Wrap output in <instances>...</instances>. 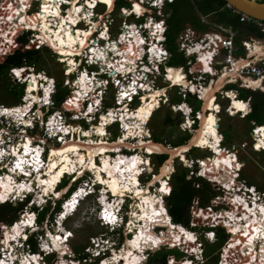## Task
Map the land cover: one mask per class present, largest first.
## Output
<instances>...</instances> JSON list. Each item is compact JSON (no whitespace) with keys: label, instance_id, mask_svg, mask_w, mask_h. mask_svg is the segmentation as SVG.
Listing matches in <instances>:
<instances>
[{"label":"rangeland","instance_id":"rangeland-1","mask_svg":"<svg viewBox=\"0 0 264 264\" xmlns=\"http://www.w3.org/2000/svg\"><path fill=\"white\" fill-rule=\"evenodd\" d=\"M54 1L55 0H26V2L28 3V10H27L28 19L31 21L30 22V24H31L30 28H35V25L40 23V20H41V17H42V14L44 11L45 12H51V10L53 8H55V6L60 7L62 16H65V14L68 11V9H66V8H70V5L66 6V7L64 6L65 8L61 7L59 4H55V6H54ZM81 1H82L81 6L78 7L79 12H85L86 13V9H87L86 3L88 2V0L86 2H84V0H80L79 2H81ZM113 1L111 4H113ZM193 1L194 0H192V2ZM87 4H90V3H87ZM118 4L127 6V1L126 2H118ZM193 5H192L193 10H194L193 12L186 11V15H184L183 12H182V14H183L185 20L187 22H189L192 26L201 29L204 25H202L199 22V16H198L199 12L195 8L196 7L195 3H193ZM87 10H90V9L88 8ZM189 10H191V8ZM220 12H221V14L222 13H224L226 15L228 14L226 10H222ZM90 13H93V12H90ZM15 16L12 15L10 17V19H13V18L18 19L20 17H24L26 19L25 13H23V12L17 13V14H15ZM91 17H92V15H91ZM24 18H22V19L20 18V19L23 20ZM93 21L95 22L94 19H93ZM219 21L221 22V20H219ZM87 22H89V21L86 20V18H84L82 23H77V25L80 27L86 26V29L88 30L89 28L86 24ZM96 23H98V20ZM77 25L75 26V28L77 27ZM101 25L98 26L99 32H98L97 36H94L96 38L98 37V35L100 33V29H103V27H101ZM4 27L5 26L2 25V26H0V29H3ZM12 27H15L14 24H12ZM76 31L81 32V34H82V32L84 30L77 28ZM16 32L24 33L22 31H15V32L11 33L10 36L5 37L6 38V44L9 40V38ZM72 32H75V31H73V28H72ZM110 32H111V34H116L117 33L116 28L113 27L110 30ZM59 33H62V32H59ZM70 33L71 32H69V34ZM24 34H26V38L29 35V33H27V32ZM57 34H58V32H57ZM261 34H264V33H261ZM86 35H85V37H86ZM113 41H115V40H113ZM92 42L93 41H91L92 45H95L97 43L96 41L93 43ZM108 42H112V41H108ZM112 43L114 45H117L115 42H112ZM5 45L3 47H1V51L3 50ZM89 47H90V45H89ZM88 48H85L81 51L78 48H75L73 50L72 54H70L69 56L74 55L75 51H77V52L80 51V53H83V55H85L84 53H86V54L88 53ZM94 48H95L94 51H92V48L90 49V52H93V54L91 55L92 58L94 57V53L97 54V50H100V51H98V54L103 53V50H101L100 48H96V47H94ZM40 50H41V52H40V55L38 56V60H36V62H30V63L24 62V64H26L30 67H33L37 73L41 72L40 74L53 77L55 79V84H56V82H58L59 86H60V89L58 90L56 95L57 94L60 95V92H61V95L65 96L66 98L69 99L72 96V93H74L76 95L80 94L79 89L78 90H72V92L69 91L70 88H73V85L74 86L76 85L75 84L76 81H77V86H80L82 89L87 88L85 85V83H87L86 82L87 76L85 73L91 74L92 72H94L95 71L94 69H96V65L98 66L97 63H96V65H91L88 68L90 70H84V66H81L77 70L69 71L71 69L73 70V68H68V67H72L71 64L68 63L69 66L64 69V67L61 68L60 63H58V61L62 62L61 61L62 58H61V55L59 53H56V56L59 59H57L58 61H55L54 60L55 56L52 53V50L50 49V47H45V48L42 47ZM56 51L61 52L60 50H56ZM127 57H131V56H127ZM79 60H80V58L77 60V62ZM89 60H90L89 58H85V61L87 62V66H89V63H88ZM70 61H72V60H70ZM184 61H185V59L182 57V55L180 53H178V52L174 53L173 52V56L170 59L169 64L185 65ZM82 63H85V62H82ZM81 69L83 71H81V73H80ZM97 69H98V73H97V76H98L99 72H101V68L97 67ZM170 69H173V68H170ZM8 70L9 69H7V72H8ZM175 70H178V69H175ZM178 71H179L180 75L183 77L180 70H178ZM7 72L3 77L0 78V104H4L3 107H11V106L17 105V106H15L16 108L11 107V110H15L20 106L21 101L20 100L16 101L15 96L10 92V88H16L17 90H19L20 85H19L18 81L16 82L14 80L15 78L14 79L11 78ZM168 72H169V69H168ZM105 73L106 72L104 71L101 74H105ZM15 74L17 76H19V78L24 76V73L22 75H19L17 72H15ZM93 74H91L92 76L90 75L89 77L92 78ZM109 74H110V72H109ZM77 75H80L81 77L76 78ZM180 75L178 74L177 76L182 79V77H180ZM188 76H190V75H188ZM204 76H207V74H205ZM219 76H221V73H219L217 76H214V79L211 81V83L207 84V86H210V85H214V83H215V86H213L209 90V95H207V93H206V89H205L207 87L206 85L203 89H201V95L204 99L203 103H206L207 101H209L211 104L209 107L207 106L208 108L206 110V116L212 118V120H213L212 125L215 129L217 128V124H215L216 117H215L214 111L217 112L219 106L217 104L214 105V102L211 98V95H213L218 90V88L223 84L222 79H221V84H220V81L216 83V80ZM183 79H184V77H183ZM68 82H69V84L67 85ZM72 83H73V85L71 87ZM25 85L29 86V88H31L34 92H35V87L38 88L37 84L35 82H31V81L25 83ZM83 91H85V90H83ZM180 92L181 91H179L178 88L171 90L167 96L169 98L168 104L165 105L162 103L161 107L158 106L155 110L153 109L154 110L153 113L151 112L152 115L150 114V115H146L144 117V121L150 117L147 126L149 129L148 132L150 133L151 140L154 143L162 144V147L166 148V150L160 151V152L165 153L167 155V158L159 166H158L157 159L154 158L153 155L155 153H157V154H160V153H158L156 151V152L146 154V153H144L145 151L141 147L142 146L141 144L146 143V141L143 140V136L146 134V132L142 133V136H141V134L139 136V132L133 131L131 133V136L132 137L138 136V137L133 139L131 142H129V139H127L128 138L127 133H129L128 131L125 130L124 132H120L118 123L114 122V123L110 124V122L115 121L113 119H117L119 117L118 115L120 113L118 111L119 108H117V107L111 108V109H113L111 114H107L106 116L102 115L101 119H100V123L96 127H91L90 125L88 126L87 125L88 123L86 124L84 121L80 122L81 124L72 122V125H74V127L80 125V127L73 130V131L76 130V131L80 132V134L76 133V135L74 136L73 139L74 140L76 139V141H77V139H81L82 142H85V145L89 144L91 142H94L96 140H100V139H102V140L107 139L108 142H110V143H114L118 140H122L120 142V145H118V147L122 148V152H124V150H127L129 152V151H131V149L133 147L138 146L139 148L137 150V154H139V156H142L144 158L145 162H146V159L148 158L147 162H149L150 164L148 166L147 165L146 166L145 165L140 166L138 171H136L134 178L137 181V175L141 171L142 174L139 176V179H140V183L142 185V189L149 190L148 196L157 195L156 198L158 201V203H157V201L155 200L156 198L154 196L149 201L148 205L150 206V209L148 211V214L151 213L152 211L154 212V210H157L158 208L164 211L162 205L160 204L162 202L165 203L164 196L162 197V195L164 194L163 190H166L167 186L168 187L171 186V183H172L171 176H172L173 172H175L177 170V168H178V170L180 168L187 169L186 177H188L187 179L193 180V182H194L193 185L195 186V188H197V187L201 188L202 184H203V182H200V181L196 182L195 179H197L198 177L203 178L204 181L209 183L208 187H207V192H213V195H212V197H210L208 194V196L211 199L208 202V204L206 203L207 205L206 204L201 205L200 201L199 202H196V201L192 202V206L190 208V215H191L190 217H191L192 222L196 223V224H193V226L200 229V230L203 229L204 231L209 229V228H212V227H210L212 225V223H219V226L215 229V233H216V235H218V233L216 231L218 228H221L222 232L220 233V235L222 236V234H223V238L221 240V237L218 235L220 239L218 238L219 239L218 240L215 237V240L212 241V240L205 238L206 235H205L204 231H201V232L199 230L192 231V233L194 234V237H195V235L198 236L196 242L194 243L195 246H196V243H199V245L202 246V252L204 254L203 258H199V262L197 264H214V259L212 261H211V259L213 257H216V255L218 256V254H217L218 250H216V252H214V253H211L209 248L211 245L216 244L219 241H223L225 238L226 232L229 233L228 238H230V240H229V242L231 244L230 246H234V248L237 251V253H235L232 257H237L239 260H241L238 262V264H240V263L259 264V261H260L259 257L264 256L263 255L264 254V239L258 240L256 238V240H255L256 242L251 240V238L249 240V236H250L249 234L250 233H248V232L245 233V232H243V229H242L240 232V239L242 241L241 240L234 241L233 240L234 238L231 237L232 231L230 230V226L225 220L224 216H226V214L224 215V213H225L224 211H233V212L227 214L228 215L227 219L230 220V222L232 221V218L234 216H236V218H239L238 217L239 215L234 213V210H236V208L233 207L232 203H230V202H232L231 197L237 193H239V194L242 193L243 196H245L247 194V193L244 194L243 188H241V183L243 180H245L249 184L255 185L256 189L263 191V193H264V149L260 150V151H255L254 149H252V147L249 144L251 141L250 136H249V131H250V127H251L250 122L248 121L246 116L241 117L237 113L230 115L224 108L225 105L227 104L225 101H221L222 108L220 109V112L217 113V115H216L220 118L219 127H218V129H216L217 132H215L214 134H208L206 136L201 137L198 133V129L200 127V122H201V120H199L197 129H196L197 131L192 132L193 133L192 138L191 139L189 138L190 140L188 139L189 140L188 143L189 142H191V143L189 145H187L188 143H186V141H184L182 145L175 147L174 146V142H175L174 140H177L181 136L183 138H186L187 135L190 133V131H183L179 127L180 122H183V120H184L183 114H182L183 104L193 105L196 102L194 96L189 94V95H186V97H182L181 95H179ZM97 93L99 94V97H102V102H105V104H107L108 106H111L114 104V102H113V90L112 89H107L106 92L104 90L99 89ZM83 94H84V92H83ZM68 96H70V97H68ZM29 97H33V92H32V95H31V93H28V95H26V98H29ZM188 97L190 99H188ZM254 98H258L259 101H262V99H264V93L262 94V93H260V91H256V92H254ZM182 102H186V103H183L181 108L176 107V109H172V107H171L172 104H174V103L178 104V103H182ZM203 103H201L200 110H202V107H203L202 104ZM61 106L62 105H56V108H58L59 111L61 109L62 111H64L66 113V115H67L66 123H67L69 120H72L71 119L72 115H71V113L66 112V110L63 108V106L62 107ZM245 106H246V104H245ZM209 108H210V111H209ZM11 110H8V111H11ZM125 110L126 109H124V111ZM186 110H187V108H186ZM236 111H239V110H234V112H236ZM126 112H127V110H126ZM201 113H202V111H201ZM127 114L128 113H126V114L123 113L122 115H127ZM166 116H170V118L172 120H170V122L167 125H164L163 119ZM261 119H262L261 121H264L263 116H261ZM133 123L134 122L132 119H130V120L125 119V121H122L121 125L123 124L124 128L129 127V128L136 129L139 125H138V123L137 124H133ZM216 123H217V121H216ZM108 124H110V125H108ZM105 125H108V126L105 128ZM140 125L143 127V125H144L143 121L140 123ZM42 128L43 127L39 122V125L36 128H34L33 130L29 131L28 133L32 137H34L35 140L37 139L39 141L41 139H38L37 136L41 133ZM100 129L103 131H105V129L107 130L106 134L103 135L104 137L101 136V134L98 132ZM144 131H147V129ZM0 132H1V134L3 133L2 131H0ZM97 132L100 135V137H98V138H96V136H95V135H98V134H96ZM153 134H157L159 136V141L153 140V138H152ZM194 134L197 135L196 138L194 137ZM263 135H264V133L262 134L261 139L257 141V144L262 146V147H264V136ZM81 136H85V138L82 139ZM118 136H119V138H118ZM189 136H190V134H189ZM220 139H221L222 145L227 150H229V146H231L232 144H235L236 146H238L243 142H247L246 148H244V149L239 148L238 149L237 158L239 161L243 162L244 165L242 166L241 170L239 171L238 180H235V182L232 181L233 182L232 187H231L232 191H230V192H229V189L224 190V187H223L224 184H226V185L230 184V182L228 180H225V178H227V173H225V171L219 170V173H218L217 169L215 168V170L212 171L211 173H208L205 175H202V173H201V170H202L201 163H203L204 160L208 161V160H210V158L211 159L213 158V153L206 148H211L215 152L218 153V151H220L219 150L220 146L218 144V141ZM128 143H132V144H129V146H127ZM193 144H198V146L203 148V150L194 149V150L188 151L187 153H183V152L179 151L180 153L177 152V153H174L173 155H171L170 152H168V150H170V149H175V148H179V147L183 148V147H185V145H186V147L189 148ZM47 146L49 148H52L55 146L59 147L60 144L54 140V141L47 142ZM118 147H115L111 150V151L115 150L113 153L110 150L96 149L98 151H96L95 154L96 155L99 154L101 156L99 158H96V160H95L96 155L93 156V159L91 160L92 164L90 166H87V164H86L87 159L90 158V154H89L90 152H87L86 149H80L81 155H83L84 159H85L84 162H79L77 160L76 155H74V147H68L65 149L61 148L60 152H59V150H56L55 155L57 157L55 158V155L50 156L49 171L44 172V175L49 174L50 176L47 178L44 176L45 180H42L43 183H45V185L47 186L45 189L46 192H50L53 189V186L56 185L57 181L60 179V177L62 176V174L64 172H74V171H77L79 169V167L82 170L86 169V168L92 170L95 180L100 181L101 184L106 185L108 187L112 186L114 189V186H115L114 179L106 178L108 176L106 173H104L106 171L105 168L108 166L113 171H116L117 175L121 172V170H119L118 168L117 169L112 168L111 164H108L106 166V164L102 163L101 160L104 161V159L110 157V160L112 162H114L113 160L116 157H118L119 155H121V153H122L119 151ZM52 151L53 150H51L50 153ZM108 151H110L109 153H111V154L107 155ZM117 152L119 154H116ZM221 152H223V151H221ZM28 153H31V151L25 149V155H27ZM137 154H133V155H137ZM28 155H30V154H28ZM123 156L125 158L129 157V155H126V154ZM25 158L26 157H24V159ZM197 158H199V159H197ZM217 158L218 159L220 158L219 160H224V161H227L229 163L235 161V158L233 155L226 156V154H225L223 157L218 156ZM33 160H34V158H32V161H30V163L32 165L34 164ZM166 161H170V163H171V168H170L169 174L161 176L162 178L159 177V179H154V178H156L154 176L159 174L160 168L162 167V165H164V163ZM224 166L227 167V165H224ZM238 166H240V163L238 164ZM38 167L39 166L37 164L35 166V168H38ZM52 167H56V168H54L53 170H50ZM227 169H228V167H227ZM2 172H3V170H0V175H3ZM40 175L41 174L38 173L37 178H39ZM64 178L67 179L66 177H64ZM30 179L32 180V178H30ZM48 179H50V180H48ZM87 179L90 182L92 181V179H89V178H87ZM152 179H154L153 182H152ZM80 182L81 181L77 182V180H73V177H72L69 179L66 186L60 188L59 192L55 193L53 195L52 202H51L50 208H49V212L46 215V218L44 219V221L41 224L39 223V227H40V225H43L47 228V230H50L53 233H55V229H53V226H55V224H56V221H55L56 212H54V211H57V210H55V205L53 203V200L54 199L56 200V196H59L65 190V188L67 190L69 187V190L67 192V193H69L75 187H77L80 184ZM166 182H167V184H166ZM23 183H22V185H25ZM62 183H63V181H62ZM102 190H104V189H102ZM116 190H117L116 195H119V196H117V199L119 201L124 200L123 214L125 213L124 210L127 209V212L129 213L128 216H130L131 212L134 209H138L137 205L140 202V198L135 197L134 194H131V195L126 194L125 195V194H123L122 191L118 190L117 188H116ZM123 195H125V196H123ZM247 195H249V194H247ZM23 201H24V199H23L22 195L11 198V204H13V205L18 204L17 202H23ZM58 201H61V200H58ZM241 201H242V198H241ZM5 203H9V201L5 202ZM238 204L241 205L242 213L243 214L245 213L246 218H249L250 212H251L249 210V208H244L243 204H241L240 202H238ZM96 205H97L96 198H94V196H88L84 199V201L80 202V206L78 207L75 215L74 214L69 215L65 219H62V221H64V222L61 225L59 224L60 221L57 222L58 224H56L57 225L56 229L60 228V226H61V227H64L65 229L70 230V237H68V240L66 242V240H64L65 238L63 237L64 234L57 232V235L59 233V235H58L59 240H57L59 250H63L64 248H65V250H64L63 254L58 253V254H61V257H59L57 255L50 256L51 257L50 262H52L54 264H59V262H62V263L65 262V264H70L71 259H69V258L66 259V256L64 255L65 252L71 251L69 253V256H68L70 258H79L82 254L86 253L87 248H89L90 238L92 236H99L100 234L105 233L106 230H105V227L101 224V222L99 220V218H100L99 217V211H97ZM51 211L53 212V218L51 217V214H50ZM195 211H198V215H197V213H195ZM148 214H147V216H149ZM19 215L23 216L25 214H22V212H20V210H19L17 212V216L14 218L15 221L17 220ZM48 216L50 217V219H48ZM145 219L146 218H144L143 221ZM252 219H254V218H252ZM257 220H258V217H255V219L252 220V222L249 225H252V223L257 224ZM261 222L262 223L264 222V218L261 220ZM224 224L227 225L228 227H226ZM216 225H218V224H216ZM157 228H159V227L157 226ZM175 228L178 231H180V229H181L180 227H175ZM241 228L242 227L240 226L237 229L240 230ZM255 228L257 229V226H255ZM170 229L171 230H168V233L161 234V235L158 234V237L160 240L159 246L158 247L153 246L154 250L149 249V252H148L149 256L154 255L153 257H157V256L159 257L161 255H158V252L162 251V252H165V256H166L165 260L167 261V258L169 257V255L171 253H174L176 256L179 255L180 259H183L184 257L188 256L191 253V251H189V250L185 251V249H183L181 246L178 245V244L181 245L184 243V241H183L184 238L181 235L182 233L178 234L177 233L178 231H175L172 228H170ZM7 230L14 232V226L10 227V228L8 227ZM122 233H121V239L119 237V241L121 242L120 245L122 244L121 247L123 248L125 246V237L127 239L129 237V234H126L124 231H122ZM158 233H160V231H158ZM131 234H132L131 237H133V233H131ZM7 235L11 236V233H9ZM232 235H233V233H232ZM174 238H176V240H174ZM157 239H155L154 242L150 246L157 244L156 243ZM179 239L182 241L178 242L177 240H179ZM44 241H45V238H43V242ZM176 241L178 243H176ZM64 242L67 243V246H64ZM236 242L239 244H245V246L241 247V249H240L241 252H239L240 247H239V245L235 244ZM176 244H177V248L171 247V245H176ZM246 244H248V245H246ZM183 246H184V248H187L185 243ZM256 246H257V249L255 250ZM66 247H68V249ZM178 248H181V250H179ZM176 249H178L180 253ZM205 253H206V255H205ZM149 256L147 257L146 260H142L143 263L141 261L138 264H155L153 261H151L149 259ZM33 257H34V260L36 262H39L38 258H35V256H33ZM79 259L82 260V258H79ZM140 259H141V257H140ZM226 259L230 260V258H226ZM137 262H138V260H136L134 263L136 264ZM167 263H168V261H167ZM0 264H5V263L3 261H1ZM193 264H195V263L193 262ZM228 264H231V263L229 262Z\"/></svg>","mask_w":264,"mask_h":264},{"label":"built area","instance_id":"built-area-1","mask_svg":"<svg viewBox=\"0 0 264 264\" xmlns=\"http://www.w3.org/2000/svg\"><path fill=\"white\" fill-rule=\"evenodd\" d=\"M1 1V0H0ZM72 0H56V3L59 4L61 7L69 6V3ZM87 0H84L86 2ZM127 6H120L119 10L122 14V23L119 27V29L116 28L115 25L112 24V21L107 22L105 20V12L100 13L101 10H109L107 3L97 0L95 2V5L93 7H90L89 9L91 12H93L92 17L90 18L89 22H93V19L95 22H97V26H100L101 24L103 27L108 28V35L106 38L102 37V40H110L112 42H115L118 45V48L112 49L111 47L106 46H100L98 43L95 45L91 44V41L94 39L96 42L100 41L99 37H93L94 33L88 36V39L90 42V47H96L103 50V53L113 55V63L112 64H106V68L108 70L112 69V73L109 77L99 79L97 83L99 84V88H105L110 81H113V85L115 86L114 93V102L116 103L115 107L119 108V112L126 109L128 112L133 113L134 111H137V108L144 102L150 100V93L158 90L160 91L159 95L156 96V103L155 108L159 105L168 104L169 98L167 97L169 92L173 89H179L180 94L182 97H186V95H192L194 96L195 100L199 101L200 104L203 103L204 99L201 95V89L205 87V85L210 84L211 81L214 79V76H217L219 73L222 74V72L227 73H234L235 79L232 80L228 75L226 82L223 86L220 87L213 95L212 100L214 102V105H218V111H214L216 121L215 124L219 125V119H217L218 116L217 113L220 112V109L222 108L221 101H225L227 104L225 105V110L230 114V109L232 107L231 102L235 98L237 100L244 101L246 104L245 111H236L235 114H239L241 117H245V115L248 113L251 97L241 98L239 96V88H244L251 91H259L264 89V57L259 58L258 60H249L245 56L241 55L240 48L234 43V36L236 34V31L230 30L225 27H220L219 30H209L203 33L197 32L194 28L190 26H186L179 34L177 38V48L179 53L183 54L186 58L184 61L185 65L177 64V65H171L169 64L170 59L172 58L171 54L166 49V46L162 43H157L158 39H165L166 38V31H167V21L166 18L169 16V12L167 9V6L169 3H172L174 0H126ZM117 3V0L113 1V6L111 9H114L115 5ZM81 4H77L76 7H80ZM84 6V5H83ZM139 10L137 9V7ZM64 7V8H65ZM224 10L229 11V13L233 16L238 17V20L240 22L250 24L254 28H256L260 33H264V19L255 18L253 16H250L246 13L241 12L238 8L233 6L232 4L225 2L222 7ZM69 9V8H66ZM88 9V8H87ZM98 10V11H97ZM148 13L147 16L144 17L145 13ZM85 13V12H84ZM68 14V11L65 15ZM80 17H83V15L80 14ZM144 17V19H142ZM84 20L81 19L79 23H82ZM102 20H105V24H103ZM89 22H87L88 28L90 27ZM199 22L201 24L206 25L209 21L207 19L206 15H201L199 17ZM84 23V22H83ZM110 25V26H109ZM115 27L117 33L111 34L110 30ZM73 31H76L77 28L82 30H87L85 27H77L74 29V26L72 27ZM98 29V27H97ZM96 29V30H97ZM102 31V29L100 30ZM99 32V31H98ZM101 33V32H100ZM162 33V34H161ZM199 34V36L197 35ZM161 35V37H160ZM141 36L142 38H138ZM99 38V39H98ZM110 38V39H109ZM97 39V40H96ZM93 40V41H94ZM116 40V41H113ZM118 40V41H117ZM135 40H138L135 44ZM110 42V43H112ZM134 42V43H133ZM145 42V44H144ZM46 43L45 45H47ZM244 44V52H246L248 49V44L243 41ZM133 45H135V48H133ZM120 46H124V50L121 51ZM155 46L156 48L151 52L152 47ZM89 47V48H90ZM88 48V49H89ZM135 50V52L133 51ZM99 50H97L98 53ZM137 52V55L135 53ZM206 52L207 55L201 59V53ZM131 56L132 59H125L124 55ZM85 54V53H84ZM93 52L88 53V58L90 59ZM101 54V53H100ZM145 56L143 57V55ZM81 54H76L75 56H71L73 59V66H76V68L79 66V61L77 62L76 58H81ZM59 59V58H58ZM94 62H101L102 60H105V58H98L97 54L94 53V57L92 58ZM91 61V59H90ZM105 63V62H104ZM198 66V67H197ZM207 67V68H206ZM74 68L73 70H76ZM174 68L180 70L182 75L185 78L186 84H180V83H173L171 78L168 76V69ZM130 72L131 79H130V87L128 90H126L122 84V82L119 80L118 77H114L117 73L124 76V73ZM207 74V76H204ZM190 75V76H188ZM94 80L95 78L92 77ZM88 78V80L92 79ZM110 78V81H109ZM90 86L92 85V80L88 82ZM233 83L236 87L227 88L226 86L228 84ZM134 84V85H133ZM133 87H140L142 92L139 94L138 98L134 100L131 98L130 93L134 92L135 90ZM104 90V89H102ZM105 91V90H104ZM86 94V92L84 93ZM27 95V92H26ZM26 95L24 99H26ZM73 100V102H72ZM127 100V101H126ZM124 101L121 106H119L120 102ZM134 101H138V103H134ZM182 103H174L171 105L172 109H176V107H182ZM133 104H136L137 107H134L131 110V106ZM66 107L71 108L73 105H77L76 103V97L72 95L64 104ZM187 108V110H186ZM122 109V110H121ZM236 110L235 108H233ZM111 108L107 109L105 112L106 114L112 113ZM125 110V111H126ZM115 111V110H114ZM113 111V112H114ZM210 111V108H209ZM182 114H183V122H180L179 127L183 131H190V132H196L198 121L201 120V110L194 109V107L190 104H183L182 107ZM87 116V115H86ZM76 118H79L78 115H75ZM115 117V116H114ZM92 117L87 118L88 121H90ZM119 119V117H118ZM251 127L249 131L250 136V146L255 151L263 150L264 147L258 148L257 147V141L261 139L262 134L264 133V123L258 124L255 121H250ZM68 128L71 130L77 129L80 126L74 127V125L67 124ZM123 126L120 124L119 130L121 132H124L122 130ZM144 131L146 132L145 140L146 142L151 140L150 133L148 132V128H145ZM123 134V133H122ZM252 134V135H251ZM142 136V135H141ZM144 137V136H143ZM142 140V141H143ZM131 142V141H129ZM132 144V143H128ZM142 145V144H141ZM247 142H243L240 145L236 146L235 144H232L229 146V150H227L226 155H233L235 158V161L241 166H238L235 170V174L233 176L234 179L238 180L239 171L241 170L242 166L244 165L243 162L239 161L237 158V152L239 148H246ZM138 146H135L131 149V151L124 150V154L121 155H129V157L132 155V153L137 154ZM119 151H122L121 147H118ZM223 149V148H222ZM129 150V149H128ZM144 151H147L146 148H143ZM148 152V151H147ZM241 188H243L244 194L247 199L252 200L253 202H261L264 203V193L263 191H260L256 189L255 185L247 183L245 180L241 183ZM251 195V198H250ZM196 201V200H195ZM197 202V201H196ZM240 203H243L240 201ZM198 215V211H195ZM214 220V219H213ZM0 229H3L6 231L7 226L0 224ZM98 236H92L90 238V247L87 248V250L91 249L93 251V254H99L101 253L99 249H97L98 245ZM171 247H175L174 245H171ZM177 247V246H176ZM198 247L201 248V245H198ZM1 248V260H9V254L6 251V247H0ZM181 250V248H179ZM256 250V248H255ZM226 258L229 257H222L219 259V264H228L229 260ZM85 260V258H84ZM87 260H91L90 258ZM234 261L236 264H238L239 260L238 258H234ZM175 257L172 256L168 259V264H174ZM103 263H109L105 262V259L102 260ZM187 263L188 261H182V264ZM243 264V263H241Z\"/></svg>","mask_w":264,"mask_h":264},{"label":"bare ground","instance_id":"bare-ground-1","mask_svg":"<svg viewBox=\"0 0 264 264\" xmlns=\"http://www.w3.org/2000/svg\"><path fill=\"white\" fill-rule=\"evenodd\" d=\"M79 1L80 0H72V2L69 3L70 8L68 9V14L65 15V16H62L60 7L55 6V4H57L56 0H55L54 1V6H55L56 9L53 8L51 10V12H45L44 11L43 14H42L40 23L36 24L35 28H30L31 27V24H30L31 21L28 19V12H27L28 5L24 4L23 0H9V1L8 0H6V1L5 0H1V2H0V26L3 25L5 27L3 29H0V53H1V47H3L6 44V38L5 37L10 36L11 33L15 32V31H22L24 33H26V32L29 33V35L27 36V40H28L27 41V46L29 48H32V49H41L42 47L45 48V47H47L45 44L48 43L50 45V47L52 46L55 49V50L53 49V51H56V50H60L61 51V52H57V53H59L61 55V58H62L61 61L64 60V61L67 62L66 64L69 63V64L72 65L73 59L69 55L72 54V52H73V50L75 48H78L80 51L85 49V48H88L89 45H90L89 44V40H87L88 36L90 35V37H91V35L94 33V31L97 28V23L93 21V22H89V24H90L89 29L88 30H84L82 32V34H81V32H77V31L72 32V27L74 26V28H75L77 23H79V21L82 18H86V20L89 21L90 18H91V15H93V13H90L91 10H87V9H86V13L79 12V8L76 7L77 4H81L82 3V1L81 2H79ZM96 1L97 0H88L87 3H90V4L86 3V7L87 8L93 7L95 5ZM100 1L106 2L107 6H108V9H111L112 6H113V4H111L113 0H100ZM13 5L16 8L21 9V11L23 10V13H25L26 19L21 20L20 18H18V19L17 18H13V19L9 18L10 17V15H9L10 7L12 8ZM136 7L139 10L138 6H136ZM80 14L83 15V17H80ZM12 24H14L15 27H12ZM35 31H37L40 34V36L42 37L44 42L41 40V38H38L37 35H35ZM57 32H58V34H57ZM59 32H62V33H59ZM69 32H71V33L69 34ZM85 35H86V37H85ZM101 35H103L105 37L106 36L105 31L102 32ZM137 41L138 40H135V44L136 45H138L136 43ZM93 42H95V40ZM133 48H135V45H133ZM155 48L156 47L153 46L151 52ZM90 49H91V47L88 49V53L90 52ZM94 50H95V48L92 47V51H94ZM80 51L79 52L75 51L74 55L81 54ZM133 51L135 52V50H133ZM88 53L87 54L85 53V55L81 56L80 67L82 66L81 64H83L84 70H88V68L91 65H96V62H93L92 57H90L91 61L89 60V62H88L89 66H87V62L86 61H85L86 64L82 63V62H84L85 58H88ZM74 55H72V57ZM135 55H137V52L135 53ZM206 55H205V53L201 54V59H203ZM124 58L125 59H130V60L132 59V57H127L125 55H124ZM70 60H72V61H70ZM73 65H72V67H68V68H73L74 69L76 66H73ZM96 70H98V69L96 68ZM69 71H73V70L71 69ZM81 71H83V70L81 69L80 73H81ZM15 72H17L19 75H22L24 73V76L19 78V76H17L15 74ZM7 73L9 74V76L11 78H13V79L15 78L14 80L16 82L18 81L19 84H25V83H27L29 81L35 82L37 84L38 88L35 87V92L33 90L27 92V95H28V93H32L33 92V97H32L33 101L38 102L45 94H47V96H48L47 108L41 112L40 117H39V120H40L41 123H44L45 121H47L52 114H54L56 112H59V109L56 108L57 103L55 101L56 93L58 92V82H56V84H55V79L53 77L40 74L41 72L37 73L34 70L33 67H30V66H28L26 64H24V66H22V67H10ZM97 73H98V71H96V72L94 71L91 74H93V77L96 78L97 77ZM101 73L102 72H99V74H101ZM178 73H179V71H178ZM85 74H86L87 78H90L89 76L91 74H89V73H85ZM99 74H98V76H100ZM229 74H230L229 77L232 80H234L235 79V76H234L235 74L234 73L223 72L221 74V76H220L222 78L219 77L218 81H220L221 79L223 81V79H224V82H226V78L228 77ZM179 75H180V73H179ZM168 76L171 78L173 83L186 84V81L184 80L185 78L183 79L184 76L182 77L180 75L182 77V79L179 78L177 75H174V74H168ZM79 77H81V76L77 75L76 78H79ZM87 81H89V80H87ZM68 84H69V82L67 83V85ZM75 84L77 85V81L75 82ZM72 85H73V83L71 84V87H72ZM85 85H86V87L88 86L87 83H85ZM73 88H74V85H73ZM73 88H70L69 91L72 92ZM206 88H207L206 93H207V95H209V90L211 88H208V86ZM91 89H92V87H91ZM83 92L85 93V91H83ZM159 93H160V91H158V90H155V91L151 92L150 93V100L149 101H144L137 108V111H134L133 113H129L128 111L126 112L124 110L119 112L120 114L118 116H119V121H121V123H122V121H125V119H129V120L132 119L133 122H134L133 124H137L138 123V125H139L136 129L129 128V127L125 128V130L130 133V134L127 133L128 137L131 135V133L133 131H135V132L139 131V136H140V132L142 130V129L141 130L139 129L140 128V123L142 121L144 122V117L146 115H150L151 112L153 111L155 103L157 101L156 96H158ZM23 94H21V96ZM68 97H70V96H68ZM211 98H212V95H211ZM67 100H68V98H67ZM72 102H73V100H72ZM3 105L4 104H0V108L4 109L6 111L11 110V107L17 106V105H14V106H11V107H3ZM210 105H211L210 102L207 101L206 103H204V105L202 107L201 122H200V127L198 129V133H199V135L201 137L206 136L208 134H214L215 132H217V130L212 125L213 124L212 118L206 116V110H207V108ZM231 105H232V107L230 109V113L231 114L235 113L233 108H235L236 110H239V111H242V110L245 111L246 110V106H245L244 101L237 100V99L234 98L232 100V102H231ZM90 109H91V106H90ZM26 110H27L26 106L22 107L20 105L17 109L13 110V112L11 114L12 115L15 114V115H19V116L25 115V114H22V112L23 111L25 112ZM123 113H125V114L128 113V114L127 115H122ZM113 120H118V118L117 119H113ZM7 122H8L7 116L6 115H0V126H1L0 127V131H2L5 134V136H9V134L5 133ZM122 126H123V124H122ZM59 130L66 132L65 130H63V128H60V129L57 130L55 127H53L52 133L56 134ZM136 130H138V131H136ZM98 132L101 134V136L104 135L103 134L104 133L103 130H99ZM98 132L96 134L99 135ZM0 134H1V132H0ZM64 137L65 136H62V139H61L62 140V144H60L59 147H52L51 148V150H53V151L50 153V156L55 155L54 152L56 150H59V152H60L61 148L65 149V148H68V147H74V155H76L77 160L79 162H84L85 159H84V156L81 155L80 149H86L87 152H90L89 153L90 154V158H88L87 161H86L87 166H90L92 164L91 160L93 159V156L96 155L95 154L96 151H98L96 149H103V150H110L111 151L113 148L118 147V145H120V142L122 141V140H118V141H116L114 143H110L108 141H104V140L100 139V140H96L94 142H91V143L85 145V142H82L81 139H77V141H76V139L75 140L73 139L74 138L73 136L70 139H65ZM194 137L196 138L197 135L194 134ZM0 140H1V135H0ZM30 141H31V138L30 137H26V142H25L24 145L19 144L16 148H14V147L11 148L12 149V153H14V154L17 153V152H20V151H17L19 149V147L23 146V148H24L23 153L17 154V157H18L19 161H17L15 163L16 165H19V163H22L23 160H24V157H27V156H30V157H32L34 159L36 158V160H37L38 155H39V151H36V150L32 151V149L29 147ZM190 143L191 142H189L187 145H189ZM256 145H257L258 148L262 147V146H260L258 144H256ZM127 146H129V144ZM141 147L142 148L145 147L146 150L148 151V153L156 152V151L160 152V151L166 150L165 147H162V144L154 143L152 140L142 144ZM25 149L31 151V153H28L30 155H28V154L25 155ZM186 149H188V147H186V145H185V147H183V148L179 147V148H175V149H170V150H168V152H170V154L173 155L174 153H177V152L178 153L183 152ZM206 149H209L213 153V156L215 157L214 161H215V164L217 166V169L225 171V173H227V177L230 180L235 181L233 176L235 174L234 172H235L236 168L238 167L237 161H233V162L229 163V162L224 161V160H219L220 158L218 159L217 158L218 156L223 157L225 155L224 152H221L220 147H219L220 151H218V153L215 152L211 148H206ZM33 152H35V157L32 155ZM50 156H49V159H48V163H46L44 165V169L41 168L40 170H38L39 167H40L39 163H38V166H39L38 168L34 167L33 171L36 173V176L34 178H32V180L30 178L27 179L26 182L23 183L25 185L15 184L14 183L15 182L14 178H12L9 175V173L1 175L0 176V203L2 201H4L7 198L8 194L11 193L14 189L24 190V187H28V189H29V184H32L33 179H35V182L37 183V185L42 188V191L44 193H46V190H45L46 189V185L42 181V180H45V178L41 177V175H44L45 171H49ZM226 156H228V155H226ZM56 157L57 156L55 155V158ZM147 160H148V158L146 159V163H145L144 162V158L142 156H139V154H137V155H133L132 154L130 157H127V158H125L123 155L122 156L119 155L118 157H116L113 160L114 162H112L110 160V157L104 159V161L101 160V162L105 163L106 166L108 164H111L112 168H115V169L118 168L119 170H121V172L117 175V172L113 171L108 166L105 168L106 171L104 173H106L107 176H108L106 178L114 179L115 186H114V189H113L112 186L108 187L106 185H103L104 190H102L101 192H104L106 194L111 192L112 194L116 195V193H117L116 188H117L118 190L122 191L123 194H125V195L129 191V192H133L135 197L140 198V202L137 205L138 209H134L131 212L130 218H129L130 219L129 220V224H128V227H127L128 231L133 233V237L128 238V240L125 241V246L123 248L121 247L122 249L120 251H118V252H115V254H114V258L116 259L115 261H120V260L124 261L123 264H131V263L135 262L136 260H138V262L136 263V264H138V263L141 262V260H143L145 258V255H144V253H145L144 251L145 250H148V249L154 250L153 245L148 247V249H147V244L145 243V240H144L147 232L149 231L148 225L151 222V220H153V219H161L163 221V223L167 227L172 228L175 231H178L175 227L167 225L168 222L166 221L165 217L163 216V210H161V209H159L158 211L153 212L154 214L147 216L146 219L144 221H142L143 213H145L150 208V206L148 205L149 201L153 198V196L155 198L157 196V195L148 196L149 190H147V189L145 190V189H142V187L137 186L138 181H136V179L134 178V175L136 174V171H138L140 166H142V165H147L148 166L150 164L149 162H147ZM34 163H35V161H34ZM224 165H227L228 169H225L223 167ZM56 167H52L50 170H53ZM201 167H202V164H201ZM170 168H171L170 161H166L164 163V165H162V167L160 168L159 174L154 176V177H156L154 179H159V177L164 176L166 174H169ZM38 173L41 174L39 176V178H37V174ZM208 173H211V171L207 170L206 172H203L202 174L205 175V174H208ZM49 176H50L49 174H46L45 177L47 178ZM154 179H152V182H153ZM48 180H50V179H48ZM137 180H138V175H137ZM84 187H85V189L89 188L88 186L80 185V186L76 187L73 191H71V192H69L67 194L64 193L65 195L63 194L62 197L59 198V200H61V201H60V204H59V209L56 211V215H55V221L56 222L62 221L63 217H65L67 215L69 209L71 208L73 203L77 200L79 195L82 193ZM53 188H54V186H53ZM125 195H123V196H125ZM22 196H23V199H24L23 202H33V201H37V200L38 201H43L44 200L43 197H34V196H31V195H28V194H24ZM116 196H119V195H116ZM233 196L231 197V199H233ZM241 198H242V202H243L241 204H243V207H244V205H246V206H248L246 208H249V210L251 211L250 212V217H249L250 220H254L255 217L264 218V203L253 202L252 200L247 199L245 196H243L242 193L239 194V200L240 201H241ZM250 198H251V195H250ZM155 200L157 201V198ZM157 203H158V201H157ZM162 203H160V204L163 207ZM231 203H232L233 207L236 208V210H234V213L239 215L238 217H241V215H240V213L242 212L241 211V205L240 204H234L233 201ZM103 205H104V209H103L102 213L100 212V216L103 215V217L106 219V221H108V220H110V221L116 220L115 216L111 215V212H110V209H111L112 206H109L106 203L105 199L103 200ZM224 212H225L224 214H226V216H224L225 220L229 224L230 230L234 231L233 234L240 233L242 229L243 230L245 229L246 224L243 221H240L239 218H236V216H234L232 218L231 222H230V220L227 219V217H228L227 214L231 213L233 211H224ZM24 214H26V210L25 209H24ZM251 217L254 218V219H252ZM151 218H153V219H151ZM21 223H19V221H18V223H16L14 225V232L13 231L11 232V236H12L11 238L12 239L22 229ZM24 224H31V220L28 219L27 221L24 222ZM240 226L242 228L240 230H238L237 228L240 227ZM177 227L181 228L180 231H178L177 233L178 234L182 233L181 235L184 238L183 241H184L185 245H190L192 243L193 239H194V237H193L194 234H191L190 232L186 231L185 228L182 227V226H177ZM58 232L62 233L61 231H58ZM59 233H58V235H59ZM58 235H57V233H52V232L48 231L47 238H45L44 246L42 247V250L46 251V252H50V251L47 250L49 248H51L52 251L53 250H57V252L55 254L57 256L61 257V254H63V251L62 250L60 251V250L56 249V247L53 244V242H57V240H59L58 239V237H59ZM10 240L11 239H9L8 241H10ZM177 241L181 242L182 240L179 239ZM159 242H160V240H159V237H158V239L156 241L157 244H155L154 246L158 247L159 246ZM194 250H196V249H194ZM58 253H61V254H58ZM139 256L141 257V259H140ZM112 260L114 262V259H112ZM31 263L32 262H31L30 258L28 260H23V264H31ZM260 264H264V261L260 262Z\"/></svg>","mask_w":264,"mask_h":264},{"label":"clouds","instance_id":"clouds-1","mask_svg":"<svg viewBox=\"0 0 264 264\" xmlns=\"http://www.w3.org/2000/svg\"><path fill=\"white\" fill-rule=\"evenodd\" d=\"M169 13H170V11H169ZM169 16H170V14H169ZM169 16H167L166 21L168 20ZM142 18H144V17H142ZM188 26H190V24ZM182 30L183 29H181L179 31V33ZM98 31H99L98 29L95 30L93 37L97 36ZM167 31H168V21H167ZM167 31L165 34L166 38L165 39H158L157 43L158 44L159 43L164 44L166 46V49L168 50V48H167ZM160 37H161V35H160ZM138 38H142V37L139 36ZM177 38H178V35L175 38L176 44H177ZM144 44H145V42H144ZM46 46L50 47L49 44H47ZM176 48H177V45H176ZM50 49L53 52V48L50 47ZM177 50H178V48H177ZM174 52H177L176 49H174ZM181 55L186 60L185 56L183 54H181ZM144 56H145V54L143 55V57ZM79 62H80V60H79ZM174 65H177V64H174ZM79 68H80V63H79V66L76 68V70ZM131 75H133V74H131L130 72L124 73V76L117 73L114 77H118L119 80L122 82V84L124 83L123 84L124 88L126 90H128L130 85H131L130 84ZM87 80H88V78H87ZM91 80H92V85H91L92 89L90 87V84L88 83ZM89 81H87V85H88L87 88L82 89L80 86H77V85L74 86L73 90L79 89V93H80L79 96L72 93V95H74L76 97V103L78 102L77 105H73V107H71V108H68L64 105L63 108L66 110V112L71 113V115H72L71 121H74L75 123H79V124H81L80 122L84 121L86 124L88 123L87 124L88 126L90 125L91 127H96L99 125L100 118L102 115H105V112L107 109L106 110L104 109L105 102H102V97H99V94L97 93L98 90L100 89L99 88L100 86L97 83L98 80L96 82H94L95 80L92 78ZM109 81H110V78H109ZM229 85H232V84H229ZM229 85H227V86H229ZM109 89H112L113 91L115 90V86L113 85V81H110ZM133 89L135 91L130 93V95H131V98L136 100L138 98L139 94L142 92V90L140 87H133ZM83 90H85L86 94H83V92H82ZM100 90H102V88ZM26 92L21 96L22 98H20V101H21L20 105L22 107L26 106V109H27L25 112L24 111L22 112V114H25V115H21V116L15 115V114L12 115L11 113L13 112V110L6 111V110L0 108V115H6L8 118L5 133L9 134V136H5L4 133L0 134L1 135V140H0V170H3V172H2L3 174L9 173V175L12 178H14V181H15L14 183L18 184V185L22 184L23 182H26V180L28 178H34L36 176V173L33 170H34V167L38 163L40 164V167L38 170H40L41 168L44 169V165L46 163H48L47 160L49 159L50 150H51V148H49L47 146V142L55 140L57 143L62 144V140H61L62 136H65L64 137L65 139H70V138H72V136L74 137L76 135V133L80 134V132H78L76 130L73 131L74 129L71 130L70 128H68L67 124L72 125V123H66L67 115L61 109L59 112L52 114L47 121H45L44 123H41L39 120V117H40L41 112L47 108L48 96H47V94H45L38 102H35V101H33L32 97L24 99ZM31 95H32V93H31ZM114 100H115V98H114V93H113V102H114ZM123 102L124 101H121L119 103L120 104L119 106H121L123 104ZM134 102L138 103V101H134ZM184 103H186V102H184ZM198 104H199L198 108L200 109L201 108L200 102H198ZM115 105H116V103L114 102V104L111 105L110 108L115 107ZM90 106H91V109H90ZM159 106L161 107L162 105H159ZM192 106L194 107L195 105L193 104ZM156 108H154V110ZM153 111H152V113H153ZM152 113H151V115H152ZM75 115H78L79 118H76ZM88 116L92 117V119L90 121L87 120ZM149 119H150V117L143 122V124H144L143 127L140 125L139 129L141 130V128H142L141 133H140L141 135H142V133H144V129L146 127L148 128L147 124L149 122ZM39 122L43 128L41 130V133L37 136L38 139H41L38 141L37 139L35 140L34 137H32L28 132L33 130L34 128H36L39 125ZM114 122L118 123L119 128H120L121 121H119V119H118V120L110 122V124H112ZM110 124H108V125H110ZM108 125H105V128ZM78 126H80V125H78ZM53 127H55L57 130L60 128H63V130H65L66 132L59 130L56 134H54V133H52ZM122 130L124 131L125 128L123 127ZM136 131H138V130H136ZM106 132H107V130L105 129L103 134L105 135ZM95 136H96V138L100 137V135H95ZM26 137L31 138L29 147L32 149V151H34V150L39 151L38 158H37V160H36V158L33 160V161H35V163L32 165L30 163V161H32L31 157L27 156L28 162H29L28 165L23 166L22 165L23 163H19V165H16L15 163L17 161H19L17 154L23 153L24 148H23V146L19 147V149L17 151H20V152H17L15 154L12 153L11 148L12 147L16 148L19 144L24 145L26 142ZM81 137H82V139L85 138V136H81ZM118 138H119V136H118ZM135 138H137V136L132 137L130 135L127 139H129V141H132ZM144 138H145V135H144L143 139ZM104 141H108V140L105 139ZM218 144L220 146V150L226 154L227 149L222 145L221 139L218 141ZM55 147H57V146H55ZM109 152L110 151L107 152V155L111 154ZM111 152L113 153L114 151H111ZM120 152H122V151H120ZM144 153L147 154L148 152L145 151ZM150 153H152V152H150ZM158 153H161V152H158ZM116 154H119V153L117 152ZM121 154H124V153L122 152ZM132 154H134V153H132ZM32 155L35 157V152H33ZM128 155H130V154H128ZM100 156L101 155L97 154L95 156V160H96V158H99ZM141 174L142 173L140 171V173L138 174V180H137L138 181L137 186H139V187H142V185L140 183V179H139V176ZM44 176H46V175H41V177H44ZM64 177H66L67 179H65ZM72 177H73V180H77V182L81 181L78 186L84 185V186H88L89 188L85 189V187H84L82 193L79 195L77 200L73 203V205L69 209L67 215L65 217H63V219H65L69 215H73V214L75 215L78 207L80 206V202L84 201V199L86 197L94 196V198H96V200H97V205H96L97 208L96 209H97V211H99V217H101V218H99V220H100L101 224L105 227L106 231H105V233H102L98 236L99 239H98L97 249H99L101 253L93 254V251L91 249H89V250H86V253L82 254L79 257V258H82V260H80L79 258L68 257L69 253L71 251H67L64 254L66 256V259H68V258L71 259L70 264H102V260H104V259H105V262H109L108 264H123L124 261H121V260L115 261L116 259L114 258V254H115V252H118L121 250L120 247L122 246V244L120 245L121 242L119 241V237L121 239L122 231H124L126 234H129L128 238H130L132 236L131 232H129L128 228H127L128 224H129V220H130L129 219L130 216H128L129 213L127 212V209L124 210L125 213L123 214L124 200L119 201L117 199V196L112 194L111 192H109L107 194L104 192H101L102 189H104L103 184H101L100 182L95 180L92 170H90L88 168L82 170L80 167L77 171H74V172H64L62 174V176L60 177L59 181L56 183V185L54 186V188L50 192L44 193L42 191V188L39 187L37 185V183L35 182V179H33L32 184H29V189H28V187H24V190L14 189L11 193L8 194L7 198L0 203V204H4L5 202H8V201L11 202V198L21 196L24 194H28V195H31L34 197H43L44 198L43 201L37 200V201H33V202H23L24 203L23 208L26 210V214L24 216L19 215L16 221L13 220L11 223L0 222V224L7 226V228L13 227L16 223H18V221H19V223L22 222L21 223L22 229L10 241H8V239L5 237L7 229H6V231H4L3 229H0V247H6V251L10 256L9 260H1L2 251L0 248V261H3L5 264H23V260H28L30 258V260L32 262L31 264H54V263L50 262V258H51L50 256L56 255L55 253L57 252V250L52 251L51 248L47 249L50 252H46V251L42 250V247L44 246L43 238H47L48 231L49 232H52V231L47 230V228L43 225H40V227H39V223L41 224L44 220L38 222V218H37L38 212H40L48 204H51L53 195L55 193H58L60 188L66 186L67 182ZM87 178L92 179V181L90 182ZM64 180H66L65 184L62 183V181L64 182ZM166 184H167V182H166ZM170 189H171V186L170 187L167 186L166 190H163L164 194L162 195V197L164 195L168 194L170 192ZM68 190H69V187H68ZM68 190L66 191V188H65V190L59 196H56V200L55 199L53 200L54 205H55V202H57L59 200V198H61L64 193L66 194L68 192ZM126 194L131 195L134 193L128 191ZM104 199L106 200V203L109 206H112L110 209V212H111V215L115 216L116 220L106 221V219L103 217V215L100 216V212L102 213L103 209H104L103 202H101V201H103ZM195 200L197 202H199L198 197H194L192 199V202H194ZM191 206H192V203H191ZM191 206H190V208H191ZM163 208H164L163 216L165 217L166 221L168 222L167 223L168 226H173V227L182 226L185 228L186 231L193 234L192 231H194V230H192L191 227H194L193 224H196L195 222H192V220H191V223H189L188 226H185L181 223H175L172 220L171 215L169 214L165 203H163ZM54 212H56V211H54ZM50 214L53 215V212L51 211ZM28 219L31 220V224H24V222L27 221ZM48 219H50L49 216H48ZM63 222L64 221H60L59 224L61 225ZM56 224H58V223L56 222ZM56 224H55V226H53V229H55V233H57L58 231H61L62 234H64V236H63L65 238L64 240H66V242H67L68 237H70V230L65 229L64 227H61V226H60V228L56 229V227H57ZM216 224H218V225H216ZM218 226H219V223H212V225L210 226L212 228H209L205 231L203 230L205 232V235H206V236L204 235L205 238L214 241L215 237L217 238V235L215 233V229ZM225 226L228 227L227 225H225ZM156 232L158 233V231H156ZM193 237H194V235H193ZM128 238L126 239V237H125V241L128 240ZM197 238H198V236L195 235L192 243L190 245H186L187 248H184V246H183L184 243L181 245L178 244L183 249H185V251L186 250L191 251V253L188 256L184 257L183 259H180L179 255L176 256L174 253H171L169 255V257L167 258V261L170 257L174 256L175 261H176L174 264H182V261H188L189 264H193V262L195 264H197L199 262V258L204 257V254L202 252V246L200 248V247H198L199 243H196V246L194 244L196 242ZM30 239H33L36 242V246H37L36 252L31 250L30 242H29ZM66 242H64V246H67ZM176 243H178V242L176 241ZM174 246H175L174 248H177L176 247L177 244ZM66 248L68 249V247H66ZM178 249H176V250L179 252ZM194 249H196V250H194ZM144 252H145L144 253L145 258L143 260H146L147 257L149 256V254H148L149 249L145 250ZM205 255H206V253H205ZM33 256H35V258H38L39 262H36L34 260ZM84 258H85V260H84ZM89 258L91 260H87ZM112 259H114V262ZM167 261L165 260V264H168ZM59 264H65V262H63V263L59 262ZM104 264H107V263H104ZM184 264H187V263H184Z\"/></svg>","mask_w":264,"mask_h":264},{"label":"trees","instance_id":"trees-1","mask_svg":"<svg viewBox=\"0 0 264 264\" xmlns=\"http://www.w3.org/2000/svg\"><path fill=\"white\" fill-rule=\"evenodd\" d=\"M23 1H24V4L28 5L26 0H23ZM117 2H126V1L125 0H117ZM193 3H195V5H196V7H195L196 10H198L200 13L205 14V13H208L211 11H217V13H218L219 7L224 5L225 1L224 0H194L192 2V0H174L172 3H170V10H169L170 16L167 20L168 21L167 42H168V45L171 49H175V38L177 37L179 31L183 28L184 23L186 22L183 14L186 15V11H188V12L194 11L193 10V6H194ZM190 8H191V10H189ZM20 12H23V10L21 11V9H18L13 5L12 8L10 7L9 15H10V17L12 15L15 16V14L20 13ZM182 12H183V14H182ZM219 14H221L220 11H219ZM232 17H234V16H232ZM20 18L22 19L24 17H20ZM234 20L238 21V18L234 17ZM35 35H37V37L41 38V40L43 41L42 37L40 36V34L38 32L35 31ZM27 41L28 40L26 38V34L20 33V32L14 33L9 38L7 44L5 45V47L3 48V50L0 53V78L6 74L7 69H9L10 67H22V66H24V62L30 63V62H36V60H38V56L40 55L41 50L29 48L27 46ZM173 52H174V50H173ZM174 53H176V52H174ZM204 53H205V55L207 54L206 52H202L201 54H204ZM125 56H127V53ZM97 57L99 59L105 58L106 55L105 54L103 55V53H101V54L97 53ZM97 64H99V63H97ZM105 67L103 69H101V72H104V71L108 72ZM175 71H177V70H175ZM19 85H18L20 87L19 90H17L16 88H10V92L15 96L16 101L20 100L22 93H24L26 91L27 92L32 91V89L29 88V86H26L25 84H19ZM213 86L214 85H210V86H208V88H212ZM232 87H234V86L233 85L228 86V88H232ZM59 89H60V86L58 85V90ZM205 89L207 90V88H205ZM238 90H239V96L241 98L251 97V105H252L251 111L246 114V118L248 119V121L250 122L251 120H253L258 124L264 123V121H261L262 120L261 116L264 117V99H262V101H259L258 98H254V91L247 90L244 88H239ZM188 99H190V98L188 97ZM55 101H56L57 105L64 106V104L67 101V98L65 96L61 95V92H60V95L59 94L56 95ZM195 101L196 102L194 104L195 105L194 109H197L198 105H199L198 104L199 101H197V100H195ZM170 120H172L170 118V116H166L163 119L164 125H167L170 122ZM153 139L155 141H159V136L157 134H153ZM182 139H184V138H180V140H174L175 141L174 146L181 143ZM54 154H55V152H54ZM153 156H154V158L157 159L158 166L167 158V155L164 153H160V154L155 153ZM214 159H215V157L213 156L212 159L210 158V160H208V161L204 160L203 163H201L202 164L201 173L206 172L207 170H210L212 172L215 170V168L217 169V166L215 164ZM31 160H32V158H31ZM22 163H23L22 164L23 166L28 165L27 164L28 163V157H26ZM223 167L225 169H227L226 166H223ZM217 172L219 173L218 169H217ZM186 175H187V169H185V168H180L179 170L177 168V170L175 172H173V174L171 176V180H172L171 190L168 194L164 195V201H165L166 208H167L169 214L171 215L172 220L175 223H181L183 225L188 226L189 225V219H190L189 209H190V206L192 203V199L194 197H198L199 201L201 202V205H205L206 203L208 204V202L210 201V199H211L210 197H212L213 192H207V187H208L209 183L204 181L203 178L198 177L197 179H195L196 182L200 181V182H203V184H204V185L202 184L201 188H199V187L195 188V186L193 185V183H194L193 180L187 179ZM225 180H228L230 182V184L229 185L224 184V186H223L224 190L229 189V192L232 191V189H231L232 183H233L232 180H230L228 177L225 178ZM98 182H100V181H98ZM65 183H66V180H64L63 184H65ZM208 194L210 197L208 196ZM232 201L234 204L235 203L238 204V202L240 201L239 200V193H237L233 196ZM17 203L18 204H16V205L11 204V202L0 204V222L11 223L14 220V218L17 216V212L19 210H20V212H22V214H24V209H22L24 206V203L23 202H17ZM59 203H60V201L55 202V205H56L55 210L59 209ZM246 207H248V206L244 205V208H246ZM49 208H50V204H48L45 208H43L40 212H38V217H37L38 222L43 221L45 219L46 215L49 212ZM149 209L145 213H143V219L146 218ZM158 209L154 210V212L158 211ZM152 214H154L153 211H152V213H149L148 215H152ZM240 215H241V217H239L240 221H243L246 224V227L243 230V232L250 233L249 234L250 235L249 240H250V238L253 241H255L256 238L258 240L264 239V222L263 223L261 222V220L263 218L258 217L257 224L252 223V225H249L252 222V220H250L249 218H246L245 213L243 214L241 212ZM51 217L53 218L52 214H51ZM143 219H142V221H143ZM157 226L159 228H157ZM255 226H257V229L255 228ZM148 229H149V231L147 232L145 239H144L145 243L147 244V248L150 247V245L154 242L155 239L158 238V234L159 235L165 234V233H168V230H171L169 227H167L163 223V221L161 219L151 220V222L148 225ZM157 230L160 231V233H157L156 232ZM11 232L12 231L7 230V232L5 234V237L8 240L12 239L11 238L12 236L7 235ZM221 232H222V229L218 228L217 233L221 237V240H222L223 234L221 236L220 235ZM231 237L234 238L233 239L234 241L236 239H237V241L241 240L240 239V233L233 234V235L231 233ZM174 240H176V238H174ZM29 242H30L31 250L36 252L37 251L36 242L33 239H30ZM220 242H222V241H220ZM53 244L56 247V249L59 250L57 242H53ZM212 246L213 245H211L210 247H212ZM64 250H62L63 253H64ZM158 255H161V256L153 257L154 255H152V256L150 255L149 259L151 261H153L155 264H164L165 258H166L165 252L160 251V252H158ZM259 260H260L259 261V264H260V262L264 261V256H260Z\"/></svg>","mask_w":264,"mask_h":264},{"label":"flooded vegetation","instance_id":"flooded-vegetation-1","mask_svg":"<svg viewBox=\"0 0 264 264\" xmlns=\"http://www.w3.org/2000/svg\"><path fill=\"white\" fill-rule=\"evenodd\" d=\"M262 1H264V0H262ZM128 5V4H127ZM120 6H124V5H119L118 3H116V5H115V7H114V9H109V10H101V12L100 13H103V12H105V15H104V17H105V20L108 22L109 21V19H110V21H112V24L113 25H115L116 26V28L117 29H119V27H120V25H121V23H122V18H121V16H122V14H121V12H120V10H119V7ZM166 13H169V12H166ZM147 12L144 14V17L145 16H147ZM170 14V13H169ZM142 19H144V18H142ZM105 20H102V22H103V24H105ZM80 27V26H79ZM101 27H103L102 25H101ZM105 28V29H104ZM101 30V29H100ZM105 31V33H106V36L104 37L103 35H101V33H99V35H98V37L100 38V41H98L97 43L100 45V46H106V47H111L112 49H114L115 47L116 48H118V45H114L113 43H110V42H108V41H110V40H107V41H105V40H102L103 38H101V37H104V38H106L107 37V35H108V28L107 27H103V29H102V31H100V32H104ZM98 38V39H99ZM110 39V38H109ZM175 42H176V40H175ZM176 43H175V49H176V51L179 53V51L177 50V48H176ZM120 50L121 51H123L124 50V46H120ZM167 48H168V52L171 54V56H173V50L174 49H171L170 47H169V45H168V42H167ZM53 54H54V60L55 61H58L57 59H58V57L56 56V53H57V51H53L52 52ZM105 53H103V55H104ZM106 55V57H105V60H102L101 62H99V64H98V68H101V69H103L105 66H106V64H112L113 63V55L112 54H109V56L107 55V54H105ZM76 61L78 60V58H76L75 59ZM80 61H81V58H80ZM84 62H85V60H84ZM105 62V63H104ZM58 63H60V65H61V68H63L64 67V64H66V62L63 60L62 62H60V61H58ZM80 63V62H79ZM82 66H83V64H81ZM96 67V68H97ZM106 68V67H105ZM65 69V68H64ZM107 69V68H106ZM88 70H90V69H88ZM95 70V72L96 71H98V70H96V69H94ZM92 71V70H91ZM107 71L108 72H106L105 74H99L100 76H97V78H95V81L94 82H96L97 80H99V79H102V78H106V77H109L111 74H112V69L111 70H108L107 69ZM109 71H110V74H109ZM58 85H59V83H58ZM102 89H104L105 91L107 90V89H109V84L105 87V88H102ZM134 103H137V102H134ZM134 107H137L136 106V104H133L132 106H131V110L134 108ZM108 108H110V106H108L107 104H105V106H104V109L106 110V109H108ZM72 122H74V121H71V120H69L67 123H72ZM189 134H190V136H189ZM188 135H187V137L186 138H184V139H182V141H181V143H179L178 145H176V146H180V145H182L183 144V142L184 141H186V143H188V141L192 138V136H193V133L192 132H190ZM186 136V135H185ZM180 138H183L182 136L181 137H179L177 140H180ZM190 138V139H189ZM189 139V140H188ZM194 149H201V150H203V148H201V147H199L197 144H193V145H191L188 149H186V150H184L183 151V153H187L188 151H190V150H194ZM209 150V149H208ZM165 154V153H164ZM189 154V153H188ZM197 159H199V158H197ZM191 215H190V210H189V217H190ZM189 223H191V217H190V219H189ZM186 226V225H185ZM191 229L192 230H194V231H197V230H199L200 232L201 231H203V229H198V228H196V227H191ZM232 233H234V231H232ZM228 236H229V233H227L226 232V234H225V238H224V240L222 241V242H217L216 244H213V247H210L209 249H210V252L211 253H214V252H216V250H218V252H217V254H218V256L216 255V257H213L212 259H211V261L214 259V264H219L218 262H219V259L220 258H222V257H229L230 258V260H229V262L231 263V264H236L235 263V261H234V258H237V257H232L235 253H237V251H236V249L234 248V246H230L231 244H230V242H229V240H230V238H228ZM219 238V236L217 235V239ZM220 239V238H219ZM218 239V240H219ZM235 241H237V239L235 240ZM235 244H237V245H239V252H241V247H243V246H245V244H239V243H235ZM246 245H248V244H246ZM218 246V247H217ZM256 249H257V246H256ZM206 252V251H205ZM210 253V254H211ZM241 264V263H240ZM244 264V263H243Z\"/></svg>","mask_w":264,"mask_h":264},{"label":"crops","instance_id":"crops-1","mask_svg":"<svg viewBox=\"0 0 264 264\" xmlns=\"http://www.w3.org/2000/svg\"><path fill=\"white\" fill-rule=\"evenodd\" d=\"M221 7L222 6H220L218 9V13H217V11H211V12L204 14V13H200L197 10L199 12V14H198L199 17L201 15H206L207 19L209 21L206 25L202 24L204 26L201 29L192 26L187 21L184 23L182 29H184L186 26H188L190 24V27L194 28L199 33H203V32L209 31V30H219L220 27H225V28H228L230 30H234V31H236V34L234 36V43L240 48L241 55L245 56L249 60H258L259 58L264 57V34H261L256 28H254L250 24L240 22L239 20L238 21L234 20V17H236V16L232 17L233 15H231L229 13V11H227V10H226L228 13L227 15L224 13L219 14V11L224 10ZM167 9H168V11L170 10V4H168ZM219 20H221V22ZM197 35L199 36V34H197ZM243 41H245L248 44V48H247L248 50L246 52H244L245 50L243 47L244 46ZM168 74L178 75L179 73L177 71H175L174 69H169ZM218 78L216 80V83L219 82ZM220 78H222V77H220ZM226 80H227V78H226ZM222 83L223 84L221 86H223L225 83L224 79H223ZM220 84H221V80H220ZM231 84L233 85V83H231ZM214 85H215V83H214ZM263 85H264V82H263ZM233 86L236 87V85H233ZM259 91L262 94L264 93V89L259 90ZM254 92H256V91H254ZM248 106H249V110H248V113H249L251 111V107H252L251 102H250V105H248ZM246 109H248V108L246 107ZM131 264H134V262Z\"/></svg>","mask_w":264,"mask_h":264},{"label":"water","instance_id":"water-1","mask_svg":"<svg viewBox=\"0 0 264 264\" xmlns=\"http://www.w3.org/2000/svg\"><path fill=\"white\" fill-rule=\"evenodd\" d=\"M224 1L232 4L243 13H246L255 18L264 19V1L262 0H224ZM64 67L65 68L68 67V64H64ZM217 119H219V117H217Z\"/></svg>","mask_w":264,"mask_h":264}]
</instances>
